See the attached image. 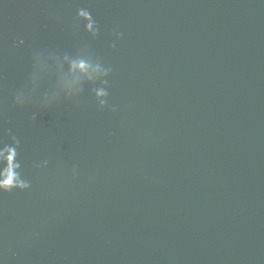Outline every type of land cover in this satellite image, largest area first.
I'll return each instance as SVG.
<instances>
[{"label": "water", "instance_id": "95a60500", "mask_svg": "<svg viewBox=\"0 0 264 264\" xmlns=\"http://www.w3.org/2000/svg\"><path fill=\"white\" fill-rule=\"evenodd\" d=\"M19 182L0 264H264V0H0Z\"/></svg>", "mask_w": 264, "mask_h": 264}, {"label": "clouds", "instance_id": "9594fccd", "mask_svg": "<svg viewBox=\"0 0 264 264\" xmlns=\"http://www.w3.org/2000/svg\"><path fill=\"white\" fill-rule=\"evenodd\" d=\"M72 69L75 70L76 68H83L84 65H83V62H79V63H76V62H73V64L71 65ZM5 151H14V149L12 150H9V149H5ZM7 166H8V171H13V164H12V161L14 160V156L13 155H9L7 158ZM16 167H18V165H16ZM13 175H16V173L13 172ZM27 187L26 184H24L23 182H19V184H16V183H0V188H2L4 191H10L13 187Z\"/></svg>", "mask_w": 264, "mask_h": 264}]
</instances>
